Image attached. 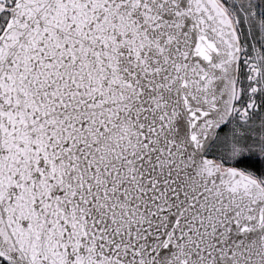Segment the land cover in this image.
Returning a JSON list of instances; mask_svg holds the SVG:
<instances>
[{"label":"snow or ice","instance_id":"obj_1","mask_svg":"<svg viewBox=\"0 0 264 264\" xmlns=\"http://www.w3.org/2000/svg\"><path fill=\"white\" fill-rule=\"evenodd\" d=\"M0 264H264V0H0Z\"/></svg>","mask_w":264,"mask_h":264}]
</instances>
